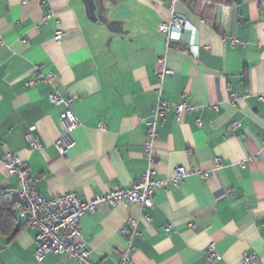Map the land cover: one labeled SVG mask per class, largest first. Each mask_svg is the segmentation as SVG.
I'll return each instance as SVG.
<instances>
[{
  "label": "crops",
  "instance_id": "crops-1",
  "mask_svg": "<svg viewBox=\"0 0 264 264\" xmlns=\"http://www.w3.org/2000/svg\"><path fill=\"white\" fill-rule=\"evenodd\" d=\"M171 6L184 28L167 44L158 29ZM165 68L171 74L160 79ZM53 92L73 100L78 120L64 154ZM158 100L171 105L155 142L154 180L166 183L149 209L121 200L83 217L91 260L118 264L127 245L120 230L134 219L131 264H211V244L221 256L214 264L252 254L264 264V0H0V158L17 155L42 197L72 191L88 200L139 180L145 120ZM177 104L192 107L179 120ZM178 167L209 176L175 186ZM17 187L0 163L1 200L13 204ZM12 209L0 264H78L52 254L37 262V231Z\"/></svg>",
  "mask_w": 264,
  "mask_h": 264
},
{
  "label": "built area",
  "instance_id": "built-area-1",
  "mask_svg": "<svg viewBox=\"0 0 264 264\" xmlns=\"http://www.w3.org/2000/svg\"><path fill=\"white\" fill-rule=\"evenodd\" d=\"M206 1L211 2V0ZM183 28V20L175 14L174 6H171V15L168 23L161 24L158 30L159 32L167 34V44H170L171 40L179 39V34ZM63 35L61 30L55 33L54 40L57 44L61 42ZM158 61L164 63V59H159ZM170 74L171 71L165 68L159 74V78L162 79ZM48 98L52 104L62 106L63 108L60 116L66 124V130L56 145L59 152L64 154L69 147L70 133L78 125V120L69 107L73 100L71 98H63L55 92L50 93ZM232 100L237 101L238 97L233 95ZM170 106L169 103L158 100L154 105L152 115L145 120V141L142 154L146 162V169L142 172L139 180L129 187L115 186L106 193L94 194L88 200H82L78 194L72 191L49 199L44 198L35 189L34 180L30 175L29 169L21 162L17 155L7 154L6 157L0 158V163L4 167L5 172L17 179L18 187L14 207L18 212L19 218L37 231L34 239V258L37 262H42L46 255L52 254L65 259H72L78 264H98L91 260L88 245L80 230V222L83 217L86 214L93 213L99 204L114 205L121 200L137 203L143 209L153 207L155 187L165 185L166 183L156 182L154 180L157 173L155 168L157 121L163 115L164 110ZM174 108L178 120L184 110L189 111L192 109L191 106L185 104H177ZM196 124L200 126L201 120L196 119ZM236 126L237 122L232 123L231 129H235ZM99 129L103 130L104 126L100 124ZM34 130V127L30 128V132ZM262 144L264 145V138ZM31 145L33 148L39 147L37 136L32 137ZM221 165V158L215 157L213 159V169L218 170ZM189 175L208 178L209 172L201 171L194 167L189 170L178 167L175 169L172 182L176 186ZM142 218L145 221H149V215L147 213L142 214ZM136 223V220L129 219L127 226L120 230L127 245L120 254L118 264H131V243L133 238L138 235ZM206 258L211 264L221 260V256L215 251L214 244L208 246ZM241 263L262 264L255 254L242 256Z\"/></svg>",
  "mask_w": 264,
  "mask_h": 264
},
{
  "label": "trees",
  "instance_id": "trees-1",
  "mask_svg": "<svg viewBox=\"0 0 264 264\" xmlns=\"http://www.w3.org/2000/svg\"><path fill=\"white\" fill-rule=\"evenodd\" d=\"M0 197V231L8 230L15 222L13 213V204L8 203L7 200L2 201Z\"/></svg>",
  "mask_w": 264,
  "mask_h": 264
}]
</instances>
